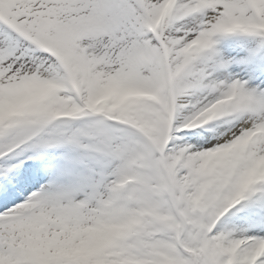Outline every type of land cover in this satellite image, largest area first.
Returning a JSON list of instances; mask_svg holds the SVG:
<instances>
[{
  "label": "snow or ice",
  "instance_id": "obj_1",
  "mask_svg": "<svg viewBox=\"0 0 264 264\" xmlns=\"http://www.w3.org/2000/svg\"><path fill=\"white\" fill-rule=\"evenodd\" d=\"M0 264H264V0H0Z\"/></svg>",
  "mask_w": 264,
  "mask_h": 264
}]
</instances>
